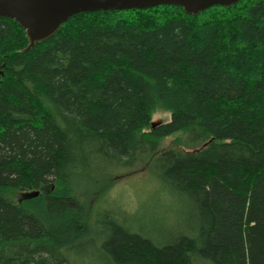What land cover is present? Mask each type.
<instances>
[{"label": "trees", "instance_id": "trees-1", "mask_svg": "<svg viewBox=\"0 0 264 264\" xmlns=\"http://www.w3.org/2000/svg\"><path fill=\"white\" fill-rule=\"evenodd\" d=\"M28 46L0 17V264H264V0L81 13ZM141 166L149 218L91 202Z\"/></svg>", "mask_w": 264, "mask_h": 264}, {"label": "water", "instance_id": "water-1", "mask_svg": "<svg viewBox=\"0 0 264 264\" xmlns=\"http://www.w3.org/2000/svg\"><path fill=\"white\" fill-rule=\"evenodd\" d=\"M240 0H0V17L22 27L32 49L53 37L71 17L99 11L149 9L160 5L181 7L198 15L213 6L232 7ZM36 196L38 193L35 194Z\"/></svg>", "mask_w": 264, "mask_h": 264}, {"label": "rangeland", "instance_id": "rangeland-1", "mask_svg": "<svg viewBox=\"0 0 264 264\" xmlns=\"http://www.w3.org/2000/svg\"><path fill=\"white\" fill-rule=\"evenodd\" d=\"M170 120L171 113L159 108L153 113L151 124L152 126L160 125ZM179 140L180 135H174L161 140L159 143V152L180 148ZM183 150L189 151L187 149ZM92 182L94 183V180ZM95 183V189L98 187L101 194L96 190L93 193L91 191V196L94 197L91 200L93 204L101 199L98 205H101V203H110L111 205H118L120 208L133 214V216L136 215L138 217L140 214L143 220L150 217L149 214L152 212L153 205H155L156 196L153 191L154 184L149 179L146 167L141 166L135 170L125 171L113 179L106 178ZM81 187L83 188L85 185H81ZM22 198H24L23 194L18 193L17 199Z\"/></svg>", "mask_w": 264, "mask_h": 264}]
</instances>
